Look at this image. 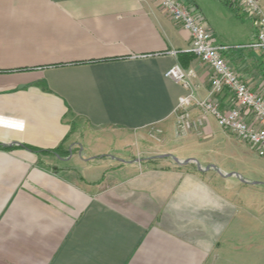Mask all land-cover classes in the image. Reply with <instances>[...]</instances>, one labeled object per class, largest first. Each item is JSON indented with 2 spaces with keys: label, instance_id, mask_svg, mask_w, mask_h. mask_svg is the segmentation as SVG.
<instances>
[{
  "label": "crops",
  "instance_id": "1",
  "mask_svg": "<svg viewBox=\"0 0 264 264\" xmlns=\"http://www.w3.org/2000/svg\"><path fill=\"white\" fill-rule=\"evenodd\" d=\"M186 2L218 40L211 12L231 0ZM217 44L264 92L261 52ZM190 46L155 0H0V264H242L225 238L241 224L233 188L197 147L209 120L176 127L186 90L165 71L209 89Z\"/></svg>",
  "mask_w": 264,
  "mask_h": 264
},
{
  "label": "built area",
  "instance_id": "2",
  "mask_svg": "<svg viewBox=\"0 0 264 264\" xmlns=\"http://www.w3.org/2000/svg\"><path fill=\"white\" fill-rule=\"evenodd\" d=\"M174 22L180 24L190 34V51L210 69L209 89L205 98L195 95L191 81L192 69H185L174 64L165 71V76L179 82L186 90L178 97L176 107V127L182 131H195L204 123V116L212 115L217 124L228 130L238 139L256 147L259 156H264V92H255L242 79L222 55L225 46L214 42L211 33L198 22L186 5L179 0H155ZM252 17L255 30L254 39L247 48L258 49L264 60V13L258 0H238ZM227 91L233 105L221 110L215 98ZM196 107L199 115L193 117L191 108ZM247 116L253 120L248 121ZM261 124L256 126L254 122Z\"/></svg>",
  "mask_w": 264,
  "mask_h": 264
},
{
  "label": "rangeland",
  "instance_id": "3",
  "mask_svg": "<svg viewBox=\"0 0 264 264\" xmlns=\"http://www.w3.org/2000/svg\"><path fill=\"white\" fill-rule=\"evenodd\" d=\"M179 1L187 6L196 20L198 19V22L202 21L201 17L198 16V12L190 6L189 2H186V0ZM231 2V5L221 3L217 5L218 7L213 8L211 18L217 26L215 34L219 36L218 40L216 35H214L215 37L212 36V38L215 43L218 41L217 43L233 45V48L237 51L253 50L255 53V50L258 51V49L247 48L249 42L253 40L251 38L248 39L249 31L253 27L252 17L238 0H231ZM226 48L225 46L224 50ZM262 61L264 63L263 59ZM204 65L209 71V77L210 69L206 64ZM195 95L199 98L204 97L199 95L198 92H195ZM216 105L220 108L217 103ZM232 105L230 104L229 108ZM203 119L207 120V122L209 120L215 136L208 141L199 139L203 142V145H198L197 147L203 149L202 157L212 161L214 166H216V168H211V172L217 171V168L223 171L222 174L215 173L214 177L221 182L225 190L233 188L232 199L237 210L236 217L241 221L240 227H234L237 229L235 232L226 234V244H233L241 248L240 252L236 253L242 254L239 259L242 264H264V156L258 155L256 147L238 139L231 132V134L225 132L216 123L212 115L207 114ZM202 125L199 129H201ZM155 137L157 138L158 136L155 135ZM216 187L220 188L221 186L216 184ZM228 238H231L232 242H228ZM231 254L232 251H226V259L228 260L224 264H240L239 261H235L234 255L232 256Z\"/></svg>",
  "mask_w": 264,
  "mask_h": 264
}]
</instances>
